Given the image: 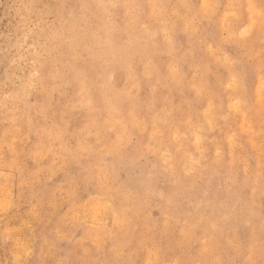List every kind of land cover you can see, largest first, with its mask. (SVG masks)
<instances>
[{
  "label": "rangeland",
  "instance_id": "374dc122",
  "mask_svg": "<svg viewBox=\"0 0 264 264\" xmlns=\"http://www.w3.org/2000/svg\"><path fill=\"white\" fill-rule=\"evenodd\" d=\"M0 264H264V0H0Z\"/></svg>",
  "mask_w": 264,
  "mask_h": 264
},
{
  "label": "bare ground",
  "instance_id": "6f19581e",
  "mask_svg": "<svg viewBox=\"0 0 264 264\" xmlns=\"http://www.w3.org/2000/svg\"><path fill=\"white\" fill-rule=\"evenodd\" d=\"M139 133V132H138ZM171 135V134H170ZM143 214V213H142ZM131 226V225H130ZM130 230V229H129ZM146 237V236H145ZM96 238V237H95ZM149 238V237H148ZM145 240V239H144ZM100 260V259H99Z\"/></svg>",
  "mask_w": 264,
  "mask_h": 264
}]
</instances>
